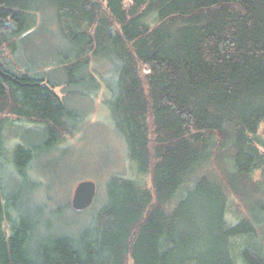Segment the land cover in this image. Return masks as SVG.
<instances>
[{
    "label": "trees",
    "instance_id": "trees-1",
    "mask_svg": "<svg viewBox=\"0 0 264 264\" xmlns=\"http://www.w3.org/2000/svg\"><path fill=\"white\" fill-rule=\"evenodd\" d=\"M125 1L0 0V264H236L237 245L264 264V0ZM40 13L52 68L9 65ZM99 60L138 177L110 176L96 209L47 212L29 176L42 148L3 133L38 123L50 149L72 136ZM68 208L84 217L53 228Z\"/></svg>",
    "mask_w": 264,
    "mask_h": 264
},
{
    "label": "rangeland",
    "instance_id": "rangeland-1",
    "mask_svg": "<svg viewBox=\"0 0 264 264\" xmlns=\"http://www.w3.org/2000/svg\"><path fill=\"white\" fill-rule=\"evenodd\" d=\"M129 2L130 0H126L125 6H128ZM37 26L40 28L35 32L19 36L15 54L9 51L4 53L5 62L11 65L16 58L19 65L29 68L32 72L47 71L52 68L54 42H56L53 32L56 24L47 15L40 13ZM95 63L96 66L92 71L90 68ZM89 67L87 71L91 72L96 80L92 85L101 88L93 98V87L87 84L88 87L84 89L90 93V96L75 100L72 108L81 115V119L74 124L75 132L72 136L67 135L63 142L50 149V144L47 143L49 136L42 134V126L38 123L20 122L21 129L10 125L3 133L7 146L30 141L42 148V154L29 171V176L32 181L39 184L38 188L43 196L42 202L45 199L47 212L59 210L60 206L63 207L66 203L69 205L73 190L81 180L91 179L97 183L96 198L98 199L95 198L92 207L96 209L104 201L105 184L110 176L113 174H124L134 178L137 176L131 168L125 140L115 131L110 110L103 101L109 95L105 86L108 87L115 82L112 77L113 70L110 64L103 60L92 62ZM144 71L147 72L146 69ZM61 90L62 86L56 88L59 95H62ZM146 180L151 186L149 176ZM4 181H7L6 177ZM67 210L53 216V228L65 227L66 223L84 217L83 213L78 214L69 208ZM233 255L236 264H247L240 254L238 245Z\"/></svg>",
    "mask_w": 264,
    "mask_h": 264
},
{
    "label": "water",
    "instance_id": "water-1",
    "mask_svg": "<svg viewBox=\"0 0 264 264\" xmlns=\"http://www.w3.org/2000/svg\"><path fill=\"white\" fill-rule=\"evenodd\" d=\"M97 195V183L86 179L79 181L72 193L70 205L76 211H82L91 207Z\"/></svg>",
    "mask_w": 264,
    "mask_h": 264
}]
</instances>
